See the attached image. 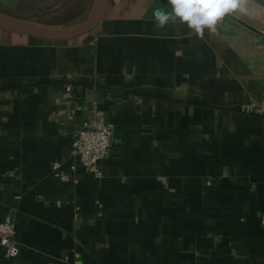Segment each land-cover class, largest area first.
<instances>
[{
	"label": "crops",
	"instance_id": "obj_1",
	"mask_svg": "<svg viewBox=\"0 0 264 264\" xmlns=\"http://www.w3.org/2000/svg\"><path fill=\"white\" fill-rule=\"evenodd\" d=\"M156 8L111 0L67 42L0 31V223L20 250L0 264H264V0L201 34ZM93 118L112 130L99 177L72 156Z\"/></svg>",
	"mask_w": 264,
	"mask_h": 264
},
{
	"label": "built area",
	"instance_id": "obj_2",
	"mask_svg": "<svg viewBox=\"0 0 264 264\" xmlns=\"http://www.w3.org/2000/svg\"><path fill=\"white\" fill-rule=\"evenodd\" d=\"M63 97L68 100L74 99V89L71 85H67ZM112 146V130L110 126L99 119L93 118L84 121L77 134L72 147V156L79 161V165L89 174L100 176L101 172L99 164L107 158ZM62 165L56 163L54 170L61 169ZM77 165L70 166V171L76 172ZM63 181L68 180V176L61 177ZM209 185H211L209 183ZM264 225V217L262 218ZM15 226L13 223H0V248L3 255L8 260H14L19 256V247L15 240ZM74 262L71 264H84L79 260L80 254L75 253Z\"/></svg>",
	"mask_w": 264,
	"mask_h": 264
},
{
	"label": "water",
	"instance_id": "obj_3",
	"mask_svg": "<svg viewBox=\"0 0 264 264\" xmlns=\"http://www.w3.org/2000/svg\"><path fill=\"white\" fill-rule=\"evenodd\" d=\"M110 2L111 0H93L92 7L84 20L71 26L60 28L43 26L0 11V31L47 42L71 41L90 34L101 24L106 17ZM109 95L113 99L126 97L123 89H114Z\"/></svg>",
	"mask_w": 264,
	"mask_h": 264
},
{
	"label": "rangeland",
	"instance_id": "obj_4",
	"mask_svg": "<svg viewBox=\"0 0 264 264\" xmlns=\"http://www.w3.org/2000/svg\"><path fill=\"white\" fill-rule=\"evenodd\" d=\"M92 0H13L0 1V11L34 23L51 27H67L82 21V9L88 11Z\"/></svg>",
	"mask_w": 264,
	"mask_h": 264
},
{
	"label": "clouds",
	"instance_id": "obj_5",
	"mask_svg": "<svg viewBox=\"0 0 264 264\" xmlns=\"http://www.w3.org/2000/svg\"><path fill=\"white\" fill-rule=\"evenodd\" d=\"M168 3L171 13L160 8L153 10L156 26L164 28L178 18L197 34L205 28L214 30L217 22L237 7V0H168Z\"/></svg>",
	"mask_w": 264,
	"mask_h": 264
},
{
	"label": "trees",
	"instance_id": "obj_6",
	"mask_svg": "<svg viewBox=\"0 0 264 264\" xmlns=\"http://www.w3.org/2000/svg\"><path fill=\"white\" fill-rule=\"evenodd\" d=\"M66 88V87H65ZM261 223H262V220H261Z\"/></svg>",
	"mask_w": 264,
	"mask_h": 264
}]
</instances>
